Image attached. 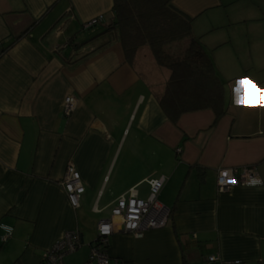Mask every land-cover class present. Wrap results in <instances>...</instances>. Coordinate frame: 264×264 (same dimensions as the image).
<instances>
[{
  "label": "crops",
  "instance_id": "obj_1",
  "mask_svg": "<svg viewBox=\"0 0 264 264\" xmlns=\"http://www.w3.org/2000/svg\"><path fill=\"white\" fill-rule=\"evenodd\" d=\"M173 3L192 24L208 15L205 38L192 34L226 81L214 125L210 109L167 118V71L146 46L128 61L117 32H103L113 0H0V264H39L71 229L88 256L116 199L131 187L146 198V179L161 175L172 221L110 235L109 264H264V0ZM240 79L251 106L237 103ZM68 164L84 185L76 208L59 185ZM222 168H253L262 183L219 191Z\"/></svg>",
  "mask_w": 264,
  "mask_h": 264
},
{
  "label": "trees",
  "instance_id": "obj_2",
  "mask_svg": "<svg viewBox=\"0 0 264 264\" xmlns=\"http://www.w3.org/2000/svg\"><path fill=\"white\" fill-rule=\"evenodd\" d=\"M192 20L173 0H113L112 17L103 32H117L128 61L146 46L156 63L167 71L158 102L171 122L176 123L181 114L210 109L214 125L228 110L226 81L217 72L200 37L192 34ZM185 39L186 43H178ZM174 210L173 203L168 208V220L172 221ZM97 241L96 234L89 247Z\"/></svg>",
  "mask_w": 264,
  "mask_h": 264
},
{
  "label": "built area",
  "instance_id": "obj_3",
  "mask_svg": "<svg viewBox=\"0 0 264 264\" xmlns=\"http://www.w3.org/2000/svg\"><path fill=\"white\" fill-rule=\"evenodd\" d=\"M102 19L101 15L91 18L84 23L85 27H90ZM74 98L67 96L64 99L63 114L68 115L73 108ZM261 179L253 168H243L237 171L235 168H222L218 170L216 179L219 191H226L229 188L238 185H252V180ZM166 177L161 175L157 178L146 179L149 186V193L146 198H141L136 187H131L125 193L121 194L115 201L111 209L109 218L101 219L97 224L98 241L90 249L87 258V264H109V255L105 247L108 244V237L113 233H126L135 237H140L148 229L163 227L168 222V208L158 200ZM231 181H234L231 182ZM59 185L66 193L69 204L76 208L79 206V197L84 191V185L79 172L72 164H68L63 178ZM2 240L11 236L4 227ZM12 229V228H11ZM12 232V231H11ZM77 230H66L61 237L42 254L39 264H63L65 254L78 248L79 238ZM216 259V255L208 257L209 261Z\"/></svg>",
  "mask_w": 264,
  "mask_h": 264
},
{
  "label": "rangeland",
  "instance_id": "obj_4",
  "mask_svg": "<svg viewBox=\"0 0 264 264\" xmlns=\"http://www.w3.org/2000/svg\"><path fill=\"white\" fill-rule=\"evenodd\" d=\"M208 21H209L208 15L207 16L206 15H202V16H200L198 18H195L194 22L192 24L193 25L192 26L193 27V31H195V29H197L199 31L200 35L208 33L209 31L205 30L206 26L208 25ZM201 36H202V38H205L204 35H201ZM162 203L166 207H169V203L167 201L163 200ZM94 236H96V235H94ZM78 238H79V243H78V246H77L78 248L74 252H69V253L64 255V257H63L64 264H67V262H69L70 264H87L86 262H87V258L88 257L87 256L86 257L83 256L82 251H81V247H83V245L81 246V244H82L83 241H82V238H81L80 234L78 235Z\"/></svg>",
  "mask_w": 264,
  "mask_h": 264
},
{
  "label": "snow or ice",
  "instance_id": "obj_5",
  "mask_svg": "<svg viewBox=\"0 0 264 264\" xmlns=\"http://www.w3.org/2000/svg\"><path fill=\"white\" fill-rule=\"evenodd\" d=\"M245 79H240L237 81V87L235 91L237 92V103L241 106H251V105H245ZM264 92V90H261ZM264 98V97H262ZM261 107H264V104L260 105ZM234 183V181H231Z\"/></svg>",
  "mask_w": 264,
  "mask_h": 264
},
{
  "label": "clouds",
  "instance_id": "obj_6",
  "mask_svg": "<svg viewBox=\"0 0 264 264\" xmlns=\"http://www.w3.org/2000/svg\"><path fill=\"white\" fill-rule=\"evenodd\" d=\"M253 186L254 185H256V184H258V183H260V181L259 180H252L251 182H250ZM9 233H11V231H12V229L11 228H7L6 229Z\"/></svg>",
  "mask_w": 264,
  "mask_h": 264
}]
</instances>
